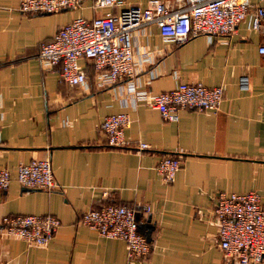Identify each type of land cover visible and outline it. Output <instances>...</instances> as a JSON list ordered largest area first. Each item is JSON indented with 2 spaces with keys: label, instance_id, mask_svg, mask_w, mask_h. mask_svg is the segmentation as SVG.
Listing matches in <instances>:
<instances>
[{
  "label": "crops",
  "instance_id": "1",
  "mask_svg": "<svg viewBox=\"0 0 264 264\" xmlns=\"http://www.w3.org/2000/svg\"><path fill=\"white\" fill-rule=\"evenodd\" d=\"M91 3L25 14L18 0H0V167L10 176L0 190V217L49 213L59 220L45 246L0 232V264H223L212 195L254 190L264 208V54L256 51L263 32L252 30L247 16L233 33L209 40L198 34L175 43L164 41L152 23L134 28V61L148 56L131 77L136 90L153 95L180 82L222 89L215 111L182 109L168 122L143 101L132 105L124 83L99 87L84 57L77 60L84 85L59 83L58 66H40V45L61 26L118 11ZM240 75L247 77L246 91L237 87ZM119 112L130 120L123 131L126 148L107 146L99 128L105 116ZM138 142L147 148L135 152ZM163 155L180 160L169 182L154 169ZM34 158L49 159L55 189L17 182L16 165ZM106 202L148 206L137 214L150 243L146 256L127 260L122 240L98 236L78 222L83 210ZM252 264H264V256Z\"/></svg>",
  "mask_w": 264,
  "mask_h": 264
},
{
  "label": "built area",
  "instance_id": "2",
  "mask_svg": "<svg viewBox=\"0 0 264 264\" xmlns=\"http://www.w3.org/2000/svg\"><path fill=\"white\" fill-rule=\"evenodd\" d=\"M82 0H18V10L25 14L55 13L74 10ZM93 8L117 7L115 13L95 16L90 20L76 17L61 26L37 53L43 69L58 66L57 80L67 85H84L85 76L77 64L80 57L91 61L99 87L124 83L132 95V105L143 101L155 109L164 121L173 122L182 109L215 111L222 99L220 86L207 87L199 82L177 83L171 90L146 95L136 90L131 82L136 66L148 61L141 53L134 61L130 32L141 25L152 23L164 41L180 43L189 36L202 34L228 35L246 16L252 30L264 36V0L254 5L249 0H146L143 6L123 0H92ZM264 54V40L257 47ZM240 91H246L245 75L237 80ZM125 113L105 116L99 124L105 143L113 148H126L123 131L129 125ZM147 145L133 146L141 152ZM180 163L178 155L158 157L154 169L164 182L172 180ZM9 171L0 167V190L9 182ZM15 178L22 187L53 190L57 187L48 158H34L18 163ZM254 190L217 191L212 195L211 212L216 223L218 246L223 264H252L264 256V208L259 205ZM146 204L132 206L106 202L97 208L81 212L78 222L92 229L98 236L123 241L127 260L146 256L150 250L147 237L138 228L137 214L147 212ZM59 224L52 214H13L0 217V232L22 239L28 244L45 246Z\"/></svg>",
  "mask_w": 264,
  "mask_h": 264
},
{
  "label": "water",
  "instance_id": "3",
  "mask_svg": "<svg viewBox=\"0 0 264 264\" xmlns=\"http://www.w3.org/2000/svg\"><path fill=\"white\" fill-rule=\"evenodd\" d=\"M24 188H26V189H27V187H24Z\"/></svg>",
  "mask_w": 264,
  "mask_h": 264
}]
</instances>
